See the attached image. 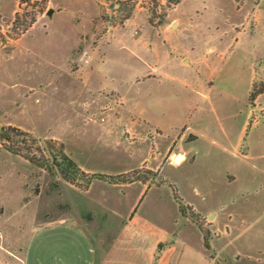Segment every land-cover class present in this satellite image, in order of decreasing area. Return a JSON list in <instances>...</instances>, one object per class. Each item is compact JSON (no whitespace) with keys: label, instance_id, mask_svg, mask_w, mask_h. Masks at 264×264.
<instances>
[{"label":"rangeland","instance_id":"1","mask_svg":"<svg viewBox=\"0 0 264 264\" xmlns=\"http://www.w3.org/2000/svg\"><path fill=\"white\" fill-rule=\"evenodd\" d=\"M105 4L0 0V128L29 133L38 140L31 147L49 159L39 167L0 142V264H24L33 232L49 219L66 213L93 221L95 211L105 220L120 211V192L133 184L164 185L179 196L178 185L193 204L231 216L232 231L244 219L247 236L222 241L209 219L200 217L199 227L189 218L221 249L216 264H264V176L257 170L264 166L257 161L264 156V0H183L169 10L166 0H137L125 21L110 19ZM168 50L187 60L169 69L191 77L192 87L163 84ZM150 77L157 79L144 80ZM239 142L247 165L234 153ZM59 144L86 173L134 181L70 184L48 155ZM226 170L235 182L226 181ZM244 189L252 192L243 197ZM145 211L153 214L150 205Z\"/></svg>","mask_w":264,"mask_h":264},{"label":"crops","instance_id":"2","mask_svg":"<svg viewBox=\"0 0 264 264\" xmlns=\"http://www.w3.org/2000/svg\"><path fill=\"white\" fill-rule=\"evenodd\" d=\"M166 44L167 41L163 35V46ZM172 51H167L168 57L172 58H163V84L172 82L179 83L184 87H192L193 80L191 77L178 76L175 71L169 69L170 66L176 67L179 65V67H183V62L187 61L186 59L180 60L172 55ZM150 73L147 70L146 74L137 75L134 78L135 82L138 83L137 78L140 79ZM148 79L157 78L150 77L144 80ZM195 92L202 93L197 89ZM198 139L197 137L195 143ZM213 142L211 140L212 145L216 146ZM239 145L240 142L235 147L234 153L240 162L244 160V164L247 165L250 156L247 153H238ZM193 152V164H195L198 159V152ZM258 160L264 161V156ZM181 164L182 160L175 164V167L180 168ZM257 170H259L260 175L264 176V166L257 167ZM222 175L228 183L235 182L237 179L233 171L226 170ZM133 185L122 188L120 195L122 200L125 201L123 208L120 211L113 209L111 212H107L105 220H97L98 212L93 211L91 216L96 217L95 221L82 219V217L67 216L64 213L62 217L59 216L42 223L32 234L23 263L216 264V258H222L221 249L219 250V246L217 247L212 239L209 244L216 255L214 259L209 255L201 231L188 217L181 214L173 192L167 186L152 185L144 187L141 184L136 187ZM176 187L179 198L185 205L191 207L195 214L210 220L211 231L220 235L219 240L223 241L230 236H239L240 234L241 236H247L251 231L248 227L249 223L244 219L241 220L243 224L241 230H230L231 216L227 215L226 218V215H220L214 209L201 208L193 204L183 196L178 185ZM200 191L199 188L194 187L195 194L202 199L204 195ZM250 192L252 190L244 189L239 193L244 197ZM255 193H258V191ZM230 200H232V197H230ZM117 201H121L120 197H117ZM149 205L150 213H153L151 215H148L145 211ZM259 234L262 238L264 237V231ZM255 254L261 255V252H255ZM247 261L249 264L263 263L259 260Z\"/></svg>","mask_w":264,"mask_h":264},{"label":"trees","instance_id":"3","mask_svg":"<svg viewBox=\"0 0 264 264\" xmlns=\"http://www.w3.org/2000/svg\"><path fill=\"white\" fill-rule=\"evenodd\" d=\"M154 5H158L159 0H150ZM168 4H166L167 10H169L172 6H176L182 0H166ZM106 4L104 6V12L110 11L113 16L110 19H115L116 15H120L122 17V21L127 20L132 12L135 9L137 4V0H105ZM21 16L20 12H16L14 15V22L19 20ZM164 18V14H163ZM251 98L253 96L251 95ZM0 142L3 146L12 154L19 155L26 159L28 162L35 164L39 167H42L43 162H49L48 157L44 154V151L40 150L39 147L35 150L31 145L38 143V140L32 137L29 133L12 126L2 127L0 128ZM51 142V140H50ZM49 157L52 158V166L56 168L61 177L70 184L78 185L77 183H81V187L86 188L93 179H98L102 181L109 182L111 184H124V183H132L134 180L120 181L112 176H106L104 174H89L81 170L76 163L70 159L63 151L62 144H59L58 154H52L50 151L48 152ZM46 163V165H47ZM48 168V166H46ZM174 197L176 202L179 205L180 212L183 216L190 218L193 222L199 225L200 216L195 214L191 207L185 205L182 200L177 196L174 191ZM204 234V243L205 247L209 248L208 237L209 232L203 231Z\"/></svg>","mask_w":264,"mask_h":264},{"label":"water","instance_id":"4","mask_svg":"<svg viewBox=\"0 0 264 264\" xmlns=\"http://www.w3.org/2000/svg\"><path fill=\"white\" fill-rule=\"evenodd\" d=\"M48 14H51V10L48 11Z\"/></svg>","mask_w":264,"mask_h":264}]
</instances>
